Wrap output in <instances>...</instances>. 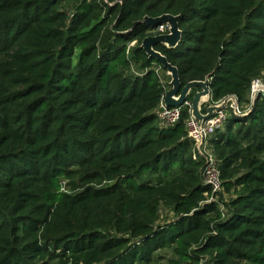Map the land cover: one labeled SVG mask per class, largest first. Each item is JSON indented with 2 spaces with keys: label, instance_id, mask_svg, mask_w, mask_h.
Here are the masks:
<instances>
[{
  "label": "trees",
  "instance_id": "1",
  "mask_svg": "<svg viewBox=\"0 0 264 264\" xmlns=\"http://www.w3.org/2000/svg\"><path fill=\"white\" fill-rule=\"evenodd\" d=\"M209 79L200 106L235 97L207 144L155 111L170 77ZM165 32L167 30L165 29ZM161 73L165 76L161 77ZM264 0H0V264H264ZM198 88L191 89L192 101Z\"/></svg>",
  "mask_w": 264,
  "mask_h": 264
},
{
  "label": "water",
  "instance_id": "2",
  "mask_svg": "<svg viewBox=\"0 0 264 264\" xmlns=\"http://www.w3.org/2000/svg\"><path fill=\"white\" fill-rule=\"evenodd\" d=\"M177 16L171 14H162L158 17H145L144 23L147 26L166 24L168 26L167 33L148 36L143 39L141 47L144 49L149 59L155 60L164 68L170 77V90L163 96V102L166 107H178L188 98L191 89L198 88L191 101V115L199 123L203 124L205 120L212 117L217 111L225 109L230 102L237 103L235 97L228 96L217 104H209L206 106L205 112H201L200 106L203 101H207L210 96L209 79L206 77L202 81H190L181 88L178 70L172 66L167 58L153 47L156 44H162L167 48H174L181 39V31L178 26Z\"/></svg>",
  "mask_w": 264,
  "mask_h": 264
},
{
  "label": "built area",
  "instance_id": "3",
  "mask_svg": "<svg viewBox=\"0 0 264 264\" xmlns=\"http://www.w3.org/2000/svg\"><path fill=\"white\" fill-rule=\"evenodd\" d=\"M168 26L166 24H158L157 34L167 33ZM259 80H255L252 84V95L261 90L259 86ZM220 102V101H219ZM217 102V103H219ZM214 103V104H217ZM187 108L189 112V118L186 122L187 136L195 143L199 150V154L204 158V166L201 170L202 179L205 185L210 189V194L207 201L214 202L217 200L218 193L221 190L220 178H219V161L209 149L207 139L219 128H221L227 119L230 112L239 113L237 103L230 102L225 109L217 111L212 117L203 122L201 126L196 119L191 115V101L186 99L181 106L178 107H166L163 102V97L159 102V106L155 111L159 123L164 127L174 125L181 117L182 110Z\"/></svg>",
  "mask_w": 264,
  "mask_h": 264
},
{
  "label": "rangeland",
  "instance_id": "4",
  "mask_svg": "<svg viewBox=\"0 0 264 264\" xmlns=\"http://www.w3.org/2000/svg\"><path fill=\"white\" fill-rule=\"evenodd\" d=\"M165 75L163 73H161V77H164ZM167 76H169L167 74ZM259 86L261 88V90L263 89L264 90V85L262 82H259ZM205 102V101H203ZM163 256H165L164 258H162L161 260H159L158 262L154 263V264H168L167 263V259L170 257V254L168 252H165V253H162Z\"/></svg>",
  "mask_w": 264,
  "mask_h": 264
}]
</instances>
